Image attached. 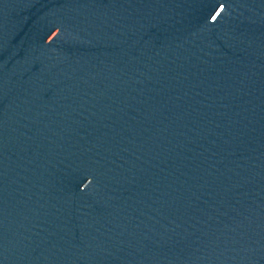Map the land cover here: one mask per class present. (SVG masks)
<instances>
[{
    "label": "water",
    "instance_id": "obj_1",
    "mask_svg": "<svg viewBox=\"0 0 264 264\" xmlns=\"http://www.w3.org/2000/svg\"><path fill=\"white\" fill-rule=\"evenodd\" d=\"M0 264H264V0H0Z\"/></svg>",
    "mask_w": 264,
    "mask_h": 264
}]
</instances>
